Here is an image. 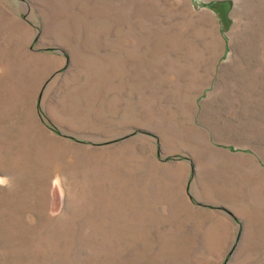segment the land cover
<instances>
[{"label":"rangeland","instance_id":"374dc122","mask_svg":"<svg viewBox=\"0 0 264 264\" xmlns=\"http://www.w3.org/2000/svg\"><path fill=\"white\" fill-rule=\"evenodd\" d=\"M219 1L0 0V264H264V234L175 228L211 137L264 166V0Z\"/></svg>","mask_w":264,"mask_h":264},{"label":"crops","instance_id":"0c3cea01","mask_svg":"<svg viewBox=\"0 0 264 264\" xmlns=\"http://www.w3.org/2000/svg\"><path fill=\"white\" fill-rule=\"evenodd\" d=\"M8 31L10 43L5 42L6 50L0 44V49L9 53L6 61L13 62L12 41L16 40L20 48L21 38L16 27ZM26 47H31L29 42ZM211 138L227 158L213 170L192 166L184 175L187 198L174 204L177 233L178 227L181 234H194L196 228L202 227L204 234H208L220 222L228 224L227 228H221V234H264L263 156L252 142ZM259 262L263 263L261 259Z\"/></svg>","mask_w":264,"mask_h":264},{"label":"water","instance_id":"95a60500","mask_svg":"<svg viewBox=\"0 0 264 264\" xmlns=\"http://www.w3.org/2000/svg\"><path fill=\"white\" fill-rule=\"evenodd\" d=\"M233 1L232 0H221L216 3L215 10L220 12L221 19L224 23L225 28H229L230 24L232 23L229 13L232 9Z\"/></svg>","mask_w":264,"mask_h":264},{"label":"snow or ice","instance_id":"6c2138e0","mask_svg":"<svg viewBox=\"0 0 264 264\" xmlns=\"http://www.w3.org/2000/svg\"><path fill=\"white\" fill-rule=\"evenodd\" d=\"M0 182H2V181H0Z\"/></svg>","mask_w":264,"mask_h":264}]
</instances>
